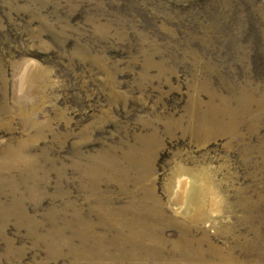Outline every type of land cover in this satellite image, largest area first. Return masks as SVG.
<instances>
[{
    "label": "rangeland",
    "instance_id": "rangeland-1",
    "mask_svg": "<svg viewBox=\"0 0 264 264\" xmlns=\"http://www.w3.org/2000/svg\"><path fill=\"white\" fill-rule=\"evenodd\" d=\"M0 264H264V0H0Z\"/></svg>",
    "mask_w": 264,
    "mask_h": 264
},
{
    "label": "bare ground",
    "instance_id": "bare-ground-1",
    "mask_svg": "<svg viewBox=\"0 0 264 264\" xmlns=\"http://www.w3.org/2000/svg\"><path fill=\"white\" fill-rule=\"evenodd\" d=\"M118 173L123 178L124 182L125 181L127 182L129 171L118 170ZM140 173L141 172H139L138 177L135 178L136 183H139L141 180H143V175H141ZM183 175H185V174H183ZM123 185H125V183H123ZM187 188H188V185H187V181L184 178V176L178 177L176 184H175V187H174V190L172 192V201L171 202H172L173 206H175L176 197H178V196L183 197L187 191ZM198 191H199V188H198ZM146 194L149 196L151 194L150 190H148L146 192ZM199 195H201V194H199ZM185 197L187 198V196H185ZM147 202H148V200L144 199L143 204H142V205H145L144 209L147 210V213H149V209H150L152 217L154 215L160 214V211H159L160 208L158 205H156V204L151 205V204H148ZM202 202H204V201H202ZM138 206H139V204L135 203L133 201L130 208H128L127 212H129L131 214V216L133 215V217L139 216L141 214V208H137ZM149 206H152V207L150 208ZM193 206H195V207L192 211L193 214L190 217V221H192V222L187 223L190 226H195L200 221V218H202V214H203L202 206L199 203L195 202ZM186 207H188V206L186 205ZM183 210H185V209H183ZM210 212L214 214L213 211L210 210ZM100 213H101L102 219H104V221L106 220L105 224H107L108 226H112V228H114V230H116V234H117L116 236L120 240L122 239L121 241H123V244H125V245L128 244L129 248H131L132 250H136V249L140 248L142 246L141 242L148 237V232L149 231L153 232L152 231L153 229L148 224L140 223L136 219H132V220H124V219H118L117 220V218L113 219L112 217L114 214L112 212L110 213V211L106 212L104 208L101 210ZM184 214H185V212H184ZM163 224L166 225V220L163 221L162 224L158 225V228H157L158 233L163 230L161 227ZM148 242H149V244H154L151 240H149ZM125 245H122V246H125ZM154 245H155L157 250L162 249L160 247L161 246L160 244H159V246L156 244H154Z\"/></svg>",
    "mask_w": 264,
    "mask_h": 264
}]
</instances>
